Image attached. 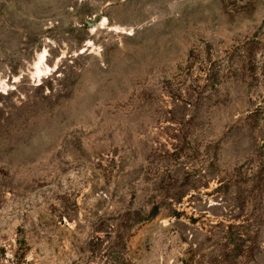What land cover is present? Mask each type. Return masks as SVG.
<instances>
[{
    "label": "rangeland",
    "instance_id": "1",
    "mask_svg": "<svg viewBox=\"0 0 264 264\" xmlns=\"http://www.w3.org/2000/svg\"><path fill=\"white\" fill-rule=\"evenodd\" d=\"M0 264H264V0H0Z\"/></svg>",
    "mask_w": 264,
    "mask_h": 264
}]
</instances>
